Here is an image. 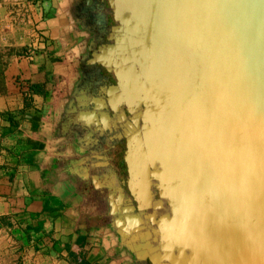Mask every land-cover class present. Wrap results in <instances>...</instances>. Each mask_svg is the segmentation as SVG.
<instances>
[{"label":"water","instance_id":"obj_1","mask_svg":"<svg viewBox=\"0 0 264 264\" xmlns=\"http://www.w3.org/2000/svg\"><path fill=\"white\" fill-rule=\"evenodd\" d=\"M97 3L79 106L124 141L122 239L149 264H264V0Z\"/></svg>","mask_w":264,"mask_h":264},{"label":"crops","instance_id":"obj_2","mask_svg":"<svg viewBox=\"0 0 264 264\" xmlns=\"http://www.w3.org/2000/svg\"><path fill=\"white\" fill-rule=\"evenodd\" d=\"M81 3L0 0V264H138L111 209L117 159L79 106L99 45Z\"/></svg>","mask_w":264,"mask_h":264},{"label":"flooded vegetation","instance_id":"obj_3","mask_svg":"<svg viewBox=\"0 0 264 264\" xmlns=\"http://www.w3.org/2000/svg\"><path fill=\"white\" fill-rule=\"evenodd\" d=\"M97 1L99 0H82L81 3V7H80V12L79 15L82 19H84L85 24L88 25L95 33L96 36V42H99V33H98V29H99V25L96 23V15L98 16V12H99V5L97 3ZM108 17V26L111 24V20L109 19V15ZM105 41V40H104ZM100 45V42H99ZM98 47V46H97ZM97 47L95 48V50L97 49ZM93 69H89L86 71V81L84 83H86V86L84 87V89H89V87H93L95 86V84H97L96 82L98 81V77H97V73H94ZM102 73L106 74V72L102 69ZM101 82V81H100ZM124 150V141H117L115 142V144L111 147L110 151L113 153V155L115 156L116 162V168L118 170V179L120 181V183L123 182L121 181L125 174H126V166L125 163L122 159V153ZM138 264H149L148 261H140L137 260Z\"/></svg>","mask_w":264,"mask_h":264},{"label":"rangeland","instance_id":"obj_4","mask_svg":"<svg viewBox=\"0 0 264 264\" xmlns=\"http://www.w3.org/2000/svg\"><path fill=\"white\" fill-rule=\"evenodd\" d=\"M148 227V226H147Z\"/></svg>","mask_w":264,"mask_h":264}]
</instances>
